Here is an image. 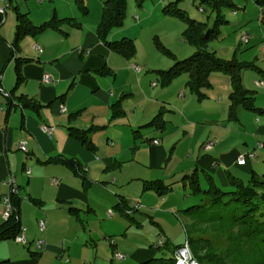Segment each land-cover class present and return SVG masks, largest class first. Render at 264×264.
Listing matches in <instances>:
<instances>
[{
	"label": "crops",
	"instance_id": "0c3cea01",
	"mask_svg": "<svg viewBox=\"0 0 264 264\" xmlns=\"http://www.w3.org/2000/svg\"><path fill=\"white\" fill-rule=\"evenodd\" d=\"M4 2L8 3V0H0V4H4ZM244 5L245 8L242 10L248 11L249 0H246ZM9 7L8 3L4 15L0 16V213L3 197L9 193L8 187L3 185L2 181L12 176L19 190L17 195L20 197L18 219L21 228L24 229L27 243L23 245L12 239L0 240V260H6V264L60 263L57 259H64L65 263L68 262L67 256L71 254L74 241L67 235L62 236L61 227L70 225L72 219L79 224L82 222L81 229L86 231L79 213L84 211L89 215L94 212L93 198L90 197L88 191L93 183L89 177L93 169L101 164L97 161L101 160L100 168L106 177H111L112 183L116 181L113 174L121 179L120 173L116 174L111 171L122 168V164L127 161H135L130 152L129 143L125 142L127 138L129 139L131 128H139L136 135L137 137L141 136L140 128H150L144 126L160 110H163L165 119L166 112L175 116L171 109H175L177 106L182 107L185 108L183 112L185 118L176 124L172 118H166L165 127L159 130L161 131L160 137L152 138L148 148V157L145 160L147 165L142 164L149 170L146 172V178H141L143 181L161 179L165 183L174 182L176 184L179 183L183 175L197 169L198 172L204 170L210 173L217 183L224 186L226 169L243 180V177L246 178L253 170L252 163L257 154L262 153L264 156V118L256 116L252 121L246 113L240 111L238 122L222 125L220 123L224 121L225 111L224 107H219V103L214 104V108L216 111L220 110V121L219 118L209 116L213 115L212 112L205 113L206 115L198 119L193 118L186 111V108L193 105V99L186 97L181 86H176L175 89L163 88L160 90L161 92L157 91V94L152 92L147 86L145 87L143 78H138L137 72L129 67L126 61L113 57L114 52L110 51L98 39L95 29L100 19V13L97 20L94 18L88 27L81 28L80 33H76L78 34L77 42L71 44L65 41L62 33L47 30L36 36L24 37L19 43L18 51L15 52L12 50L15 24L9 23ZM230 11L234 15L239 13L235 9ZM22 12L29 15L28 11ZM63 17L73 18L74 16ZM135 17L138 19L137 15ZM35 18L36 20L31 19L34 24H41V21L45 19ZM237 21L238 23L235 24L245 23L247 17L241 15ZM120 28L114 29L112 33L121 35ZM69 32L73 33V31ZM44 33L46 34L44 35ZM250 37L249 35V40ZM34 44L41 47V52L34 49ZM17 58L31 60L21 65L24 80L14 89V93H23L43 104L44 106L38 114L21 107L14 98L8 99L10 91L15 87ZM258 67L264 73L263 68L259 65ZM45 73L50 74L54 79L53 83L42 82V76ZM250 74L249 81L251 82L264 79V76H259L260 73ZM108 78L111 79L108 80ZM241 78L243 80L244 76ZM253 86L255 87V84ZM180 91H183L181 96H179ZM176 93L182 99L176 98ZM117 95H119L118 98H116ZM179 100H183V102H179ZM117 101L123 105V114L112 117L111 105ZM220 101H222L221 98ZM257 105L264 107V103ZM60 106L65 107V112H60ZM184 120L191 125L196 123L197 125L202 124L203 127L210 126L209 134L213 136L211 139L207 137L205 141H201L203 139L201 135L198 136L193 145L189 146V154L182 156L187 160L181 158L180 167L168 170L170 167L167 162H164L166 147L174 139L170 133V126L175 132L182 130L183 134H186L187 132L183 128L189 127L185 125ZM90 125L99 127L91 134L102 131L96 135L91 136L90 134L95 146L94 151L84 148L67 131L69 126L85 129ZM109 125L111 128L108 129ZM191 125L190 129L195 130L197 125ZM42 126L52 127L51 134L45 133L41 129ZM132 133L134 136V131ZM125 134L129 136L123 138ZM149 134L147 133L146 137ZM108 135H116L115 141L108 144V140H104L108 139ZM242 136H245L242 141L243 145L240 144L237 147L235 143L240 142L239 139ZM153 140L158 142L153 143ZM21 141H26L29 148L28 153L18 148V143ZM207 141H212L213 146L206 150L203 149V145ZM121 142L124 146L121 145ZM258 143H262V147L258 148ZM97 144L102 150H100L101 159L94 156L98 150ZM248 151H253L255 157L247 159L244 165H238L236 163L237 156ZM203 152H207V154ZM56 157H65L76 161L81 166V176L86 179V182H83L81 176L74 174L66 166L46 162ZM26 170H29V173H26ZM108 172L110 174H107ZM85 173L89 175L88 178ZM129 178L132 179L131 176ZM205 178L201 173L200 183L203 181L206 185ZM53 179L57 180L56 184L52 183ZM179 185L182 184L179 183ZM172 190H175L174 187ZM121 198L127 200L129 207L132 206L124 196H118L116 205ZM141 198H144L143 195ZM157 201L156 204L164 202L163 205H167V209H176L177 206H183L185 203V201L179 203V201L166 200L164 196L159 197ZM142 204L136 202L134 209L139 211ZM116 209L131 221L138 220L135 218L137 213L133 212L134 209L126 210L127 215L122 210ZM108 210L110 208H106V212ZM72 215L76 219H73ZM39 219L45 220L43 231L38 228ZM141 219L143 221V217ZM112 221L113 218L107 220V222ZM93 231V229L89 230V235ZM37 240L44 242L39 250L35 248L36 246H32ZM109 244L113 247L116 245L114 240ZM116 252L124 255L114 249V253ZM145 255L144 249L136 248L133 249L130 256L141 258ZM114 259L117 260L115 257Z\"/></svg>",
	"mask_w": 264,
	"mask_h": 264
},
{
	"label": "rangeland",
	"instance_id": "374dc122",
	"mask_svg": "<svg viewBox=\"0 0 264 264\" xmlns=\"http://www.w3.org/2000/svg\"><path fill=\"white\" fill-rule=\"evenodd\" d=\"M170 1L176 0H142L141 5H138L137 0H125L126 16L119 30L122 34L116 35L112 33L109 34L107 38L110 41L119 40L123 36L132 39L135 45V54L129 59L117 53H113L112 56L126 61L129 67L131 62L136 63L140 67V71L137 73L138 78H143L145 87L147 86L156 94L157 91L163 88L170 87L171 89H175L176 86H181V88H183L182 90L186 93V97L193 99V105L186 108V111H188L193 118L199 119L201 116L203 117L210 112H212L213 115L209 116L219 118L220 110L216 111V108H214V104L219 103V107H224L225 111L224 121L220 124H233L230 122L234 121L228 117V95L231 90V81L229 76L223 72L217 71L210 75V83L212 85L202 91L204 97L201 100L190 93L186 85V81L188 80L187 73H181L169 84L164 86L161 85L156 71L167 70L173 64L174 59L164 54L158 47L157 42H160L168 49L176 60L187 58L195 51V48L191 44L182 40L181 34L185 28V24L179 19L167 15L163 11V6ZM231 1L235 4L234 9L239 11V13L234 15L229 8L223 10L227 23L220 27V37L212 40L209 43V48L214 50L216 54L223 59H236L246 62L253 61L256 66L259 65L264 70V25L261 22V15H264V5L258 6L252 0H249L250 8L248 11H244L242 9L245 8L244 4L246 0ZM83 3L88 11L86 15L81 13L75 5L74 0H11L10 7L8 8L10 16L9 23L12 22L13 25L15 24V7H18L20 11H28L30 19L32 20H36L35 17L45 18L41 23L49 20L54 12L60 18L69 15L74 16L73 18L81 23L78 30L69 25H63L62 27L64 32H68L67 35H64L65 41L72 44L78 41L77 35L80 33V29L88 27L90 25L89 23H92L94 18V20H97L98 14L101 12V0H83ZM177 4L178 7L185 10L191 18L200 21L207 20L211 24L213 14L210 8L204 4H199L198 0H178ZM200 8L205 9L204 12H202ZM136 15L138 19H135ZM241 15H245L247 21L245 23L235 24L236 22L238 23L237 18ZM69 31H73V33ZM247 33L252 38L250 37L247 43L241 42V35ZM45 34L46 33H44V35ZM44 35L42 34L41 36L43 37ZM260 56H263V59ZM258 72L259 71L255 69H247L244 70L241 75L244 76L243 80L241 78L244 88L255 92L256 106H258V103H264V85H255L254 87L253 84H255L257 80L251 82L249 81V77L251 76L250 73H260L261 75L259 74V76H264V73ZM109 79L111 78H108V80ZM154 82L156 85H153ZM151 84L152 86H150ZM182 92L183 91H180L179 96L182 95ZM179 96L178 93H176V98L182 99ZM118 97L119 95H117L116 98ZM220 98L222 101H220ZM179 102H183V100H179ZM171 111L175 113L176 117L166 112V118H172L174 124H176V122H182V119L185 118L183 117L185 108L177 106L175 109H171ZM240 111L246 113L252 121H254L257 116L251 111L240 108L239 111H237L239 118ZM257 117L264 118L263 116ZM184 123L189 127L183 128V130H186V134H183L182 130L175 132L170 126V133L174 139L169 142V146L167 145L166 147L167 151L164 162L168 163L170 167L168 170L181 166L182 156L189 154V146L193 145L198 136H202L203 139L201 141H205L207 137L211 139L213 136L209 134L210 126L208 125V127H203L202 124L197 125L196 123H192L191 125L185 122V120ZM190 125L197 126L195 130L192 128L191 130ZM109 127L111 128V125L108 126V129ZM131 129L130 136L125 134L123 138L129 136V139L127 138L125 142L129 143L130 152L133 154V158L136 162L128 159L130 161L123 163L122 168L111 171L112 173H120L121 175V179H119L113 174L116 180L113 183L111 182V177H106L105 173L102 172L100 168L102 166L101 160H98L99 162L97 161V163L101 164H98L97 167L93 169L90 177L85 173L87 178L89 177L93 181L88 192L90 197L93 198L94 212L89 215L85 214L84 211L79 213V217L83 220L86 231L81 229L82 222L79 224L72 219L70 225L61 227L62 236L67 235V237L73 239L74 243L72 245L71 254L67 256L68 262L65 263L64 259H57L60 262L57 264H137L140 261L153 257H164L168 259L171 257V254L166 247L154 248V244L160 236L164 238V241L169 246L182 244L187 234L194 239L201 238L208 240L211 245L218 250H223L227 246L226 237L220 232L211 229H203L204 227L198 228L195 232L191 231V220L182 210L198 203V198L189 194L190 191L187 186L183 187L179 185L180 182L173 184L175 190L164 195L166 200L179 201V203L185 201L183 206H177L176 209H167V205H163L165 200L163 203L156 204L155 202H158L157 199H159V196L152 191L145 192L143 190L142 179L146 178V172H149V170L142 164L147 165V161L145 160L148 157V148L151 145L150 141L152 138L160 137L161 131L151 127L140 128L139 131L141 136L135 138L132 132L135 130L137 131L139 128L133 127ZM116 132L119 131L116 130ZM97 133H92L91 136ZM147 133H150L149 135L151 136L148 135L149 137H146ZM244 137L245 136H242L239 139L240 142L235 143L237 147H239L240 144L243 145L242 141H244ZM115 139L116 135H108V139L104 140H108L107 143L109 144L112 141L114 142ZM104 143L106 144L105 141ZM121 145L124 146L122 142ZM96 146L98 150H96L94 156L101 159V147L99 144ZM198 148L197 146V150ZM203 153L207 154V152ZM182 160H187V158L184 157ZM252 169L259 176L264 175V156L262 153L257 154L255 161L252 163ZM107 174H110V172ZM129 176H131V178L133 176L141 177H133L130 179ZM249 176L248 174L246 178L243 177V180L246 182ZM201 182L202 186H204L203 181ZM120 187L121 189H119ZM141 195H143L144 198H141ZM118 196L126 197L132 205L130 206L131 209H134L136 202L143 203L140 210L138 209L139 211L135 209L133 211L137 213V215H135V218L138 219L137 221H131L117 211L116 203ZM106 208H110L112 213L108 214ZM72 217L76 219L74 215H72ZM141 217H143V221ZM111 218H113V221L107 222V220ZM92 229L94 231L89 235V230ZM58 235L61 237L60 233H58ZM109 239L115 241L116 245L114 247L109 244ZM32 246L35 247V242ZM136 248L144 249L146 255L141 258L131 257V252ZM114 249L124 253L125 258L122 260H115L113 257Z\"/></svg>",
	"mask_w": 264,
	"mask_h": 264
},
{
	"label": "trees",
	"instance_id": "16d2710c",
	"mask_svg": "<svg viewBox=\"0 0 264 264\" xmlns=\"http://www.w3.org/2000/svg\"><path fill=\"white\" fill-rule=\"evenodd\" d=\"M10 1L8 0L9 6ZM256 5H264V0H252ZM199 4L208 6L213 14L211 24L207 20H197L188 16L187 12L178 7V0L170 1L163 6V11L185 24L182 31V40L191 44L194 53L182 60H176L174 55L166 49L160 42H157L161 51L174 59L173 64L167 70H157V76L161 85L169 84L181 73H187L186 85L191 94L199 100L204 97L203 90L210 87V75L213 72H223L228 75L231 81V90L228 95V117L238 122L237 111L242 108L255 113L257 116H264V108L255 105V92L244 88L241 75L244 70H262L253 61H239L236 59H223L214 50L209 48V43L220 37V27L227 23L223 10L234 9L231 0H198ZM75 5L83 15L87 14V8L83 0H74ZM141 5L142 0H137ZM125 0H102L100 19L95 32L98 39L112 52L126 58H131L135 54V45L132 39L122 37L119 40L110 41L108 35L114 29L122 27L125 19ZM201 9V8H200ZM205 9H201L204 12ZM208 17V16H207ZM261 22L264 25V15H261ZM63 25L79 28L80 23L72 17H59L54 12L49 20L41 24H34L28 13L22 12L15 7V31L12 42V50L18 51L19 43L26 36H36L47 30H55L63 35ZM16 82L15 87L10 91L9 100L16 99V103L36 114L44 106L38 100L23 93L15 94L14 89L24 80L21 73V65L31 59H16ZM101 72V71H100ZM112 117L123 114L120 101L111 105ZM163 110H160L150 122L144 127H152L162 130L165 127ZM97 126L90 125L88 128L79 129L73 126L67 127L68 134L77 139L84 148L94 151L95 146L90 134ZM134 131L135 138L137 137ZM46 162L59 163L71 169L74 174L81 176V166L73 159L56 157ZM246 163V162H245ZM244 163V164H245ZM243 164V165H244ZM206 177V185L200 183V174ZM249 178L242 180L235 176L228 169L225 170V185L217 183L210 173L194 169L192 172L181 177L179 182L182 186H187L191 195L198 198V203L193 204L182 211L191 220V231L198 228L211 229L220 232L226 237L227 246L223 250H218L206 239H194L187 234L186 238L190 243L191 251L199 264H264V175L259 176L254 170L249 173ZM83 182L86 179L82 177ZM174 182L165 183L161 179L143 181V190L152 191L159 197L169 193L173 189ZM13 213L7 221L0 224V240L13 239L19 233V203L20 197L11 196ZM116 208L122 210L126 215V210H130L126 199L121 198ZM181 245V244H180ZM169 246L164 241L161 246L166 247L171 257H153L137 264H173V252L180 246ZM155 248V247H154ZM160 247H156L158 249ZM6 260H0V264H6Z\"/></svg>",
	"mask_w": 264,
	"mask_h": 264
},
{
	"label": "built area",
	"instance_id": "2783aa9c",
	"mask_svg": "<svg viewBox=\"0 0 264 264\" xmlns=\"http://www.w3.org/2000/svg\"><path fill=\"white\" fill-rule=\"evenodd\" d=\"M8 7V3L4 2V4H0V16H3L5 13L6 8ZM135 19H137V17H135ZM249 39V35L248 34H243L240 37L241 42H247ZM34 49H36L38 52H41V47L37 44L33 45ZM130 67L135 71V72H139L140 71V67L134 63L131 62ZM42 82L43 83H53L54 79L50 76V74L45 73L42 76ZM156 83L154 82L153 85H155ZM255 85L256 86H263L264 83L261 80H257L255 81ZM65 107L64 106H60V112H65ZM41 129L47 133V134H51L52 132V127H47V126H42ZM157 140H153V143H157ZM213 143L211 141H208L207 143H205L203 145V149H210L211 145ZM258 148L262 147V143H258L257 145ZM18 148L20 150H22L25 153L29 152V148L26 144V141H21L18 143ZM255 157V153L253 151H248L245 152L243 154H240L237 156L236 158V163L238 165H243L247 159H253ZM26 173H29V170H26ZM53 184L57 183L56 179L52 180ZM3 185H6L9 189V193L7 195H5L3 197L2 200V210L0 213V218L2 220V222L7 221L8 218L10 217V215L13 213V205H12V201H11V196L12 195H18V186L14 181V178L12 176H9L8 178H6L5 180L2 181ZM108 214L111 213V210L107 211ZM38 228L40 231H43L45 228V220L44 219H39L38 220ZM13 241L17 242V243H21L23 245H25L26 239L24 236V229L20 227L19 233L16 234L14 236V238L12 239ZM109 242L112 243L113 239H109ZM44 244L43 240H37L35 241V246L37 249H41L42 245ZM164 244V238L162 236L158 237L156 243L154 244V247H161ZM114 257L117 260H122L124 259V255L121 253H114ZM173 264H199V262L196 260V258L193 256L192 251L190 249L189 246V242L187 240V238L185 239V241L178 246L174 252H173Z\"/></svg>",
	"mask_w": 264,
	"mask_h": 264
}]
</instances>
